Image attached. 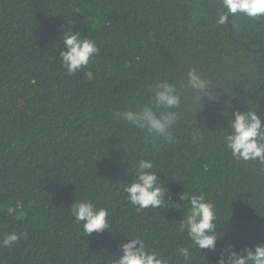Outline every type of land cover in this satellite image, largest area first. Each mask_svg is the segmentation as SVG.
<instances>
[{
    "label": "trees",
    "instance_id": "trees-1",
    "mask_svg": "<svg viewBox=\"0 0 264 264\" xmlns=\"http://www.w3.org/2000/svg\"><path fill=\"white\" fill-rule=\"evenodd\" d=\"M221 3L0 0V264H112L128 236L173 260L177 245L188 246L189 260L179 264H215L225 243L239 250L264 242V164L231 156L228 113L220 114L231 98L235 109L258 107L264 117V18L237 13L217 24ZM67 21L100 47L75 75L58 54ZM191 68L226 93L196 114L181 89L175 143L148 142L120 119L146 102L150 85L179 88ZM196 127L203 138L193 142ZM140 159L161 171L176 209L127 201L123 188ZM192 194L217 204L216 252L200 253L179 231ZM80 199L107 207L113 230L86 236L70 211ZM10 232L20 238L4 247Z\"/></svg>",
    "mask_w": 264,
    "mask_h": 264
},
{
    "label": "clouds",
    "instance_id": "clouds-1",
    "mask_svg": "<svg viewBox=\"0 0 264 264\" xmlns=\"http://www.w3.org/2000/svg\"><path fill=\"white\" fill-rule=\"evenodd\" d=\"M221 6L225 14L217 18L216 22L220 25L237 13L250 19L264 18V0H222ZM74 24L68 22L66 29L63 25L60 29L59 42L62 46L58 54L68 75H75L82 68H86L100 54L96 41L83 36L79 29L73 30ZM181 89L188 90V98L196 109V114L206 104L220 103L222 95L226 93L223 87L191 68L179 88L174 82L158 80L149 86L148 99L142 106L126 108L118 116L143 133L146 141L151 142L150 138L159 137L168 144H173L177 140L173 129L182 116L185 103ZM223 104L220 114L224 117L223 114L228 113L227 128H222L225 149L238 161H258L264 164V117L258 114V107L247 106L241 111L234 108L231 98ZM228 109L233 111L229 112ZM202 138L201 129L194 128L193 142ZM133 171V178L123 188L131 205L138 209H163L169 206L175 208L176 203H168L171 199L169 189L164 186L165 181L159 175L161 171L156 168L152 159H140ZM187 204V212L179 222V231L186 234L187 239L200 253L205 249L216 252L218 242L223 239L218 237L219 233L216 231L221 222H218L217 204L204 194L190 195ZM70 211L75 218L74 222L82 225L86 236L113 230L108 208L99 206L90 199L72 202ZM128 237L127 242L120 245L122 254L113 259L112 264H179L181 259L189 260V247L183 244L176 246L173 260V257H165L155 248L146 245L140 236ZM19 238L15 232H10L4 237L2 244L8 247ZM215 264H264V242L245 245L239 250L235 243H225L219 250Z\"/></svg>",
    "mask_w": 264,
    "mask_h": 264
}]
</instances>
